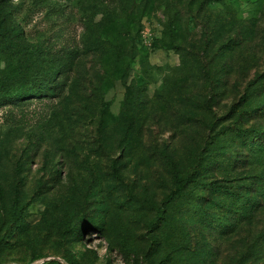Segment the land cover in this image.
<instances>
[{
	"label": "rangeland",
	"instance_id": "374dc122",
	"mask_svg": "<svg viewBox=\"0 0 264 264\" xmlns=\"http://www.w3.org/2000/svg\"><path fill=\"white\" fill-rule=\"evenodd\" d=\"M59 71L0 107V264H264V0H0V92Z\"/></svg>",
	"mask_w": 264,
	"mask_h": 264
},
{
	"label": "trees",
	"instance_id": "16d2710c",
	"mask_svg": "<svg viewBox=\"0 0 264 264\" xmlns=\"http://www.w3.org/2000/svg\"><path fill=\"white\" fill-rule=\"evenodd\" d=\"M169 34H171V38L174 39L176 37L175 29L171 30V28L168 30ZM21 34L20 30L18 29L16 31V35ZM50 70H53V67H50ZM14 76V80L18 83L17 89H2L0 92V107L1 106H11V107H19L23 106L25 103L30 102L32 99L38 98V100L45 99L47 97L48 91H55L60 87V80L59 77L61 76V71L55 72L54 74L51 73H39L35 77L30 76V78L24 77L23 75L20 76L17 74V72H12ZM16 75L18 76V79H16ZM62 85V84H61ZM64 85V83H63ZM38 93V95H37ZM55 93V92H54ZM60 92L56 93V95H59ZM130 131V130H128ZM251 135H259L256 131H252ZM172 182L174 190L173 192L168 196V200H174L177 197H181L183 194H185V190L189 187V185L192 183V177H181L177 172L172 173ZM204 184L205 189L207 192L211 193L214 191H218L222 194L227 195L228 197H231L233 199V204H228V209L231 215H237L239 214L238 211L241 209L245 212V216L250 214L253 207V199L250 197L245 198L246 203L244 206L240 208L241 205V198L240 196H236V193H231L229 191H226L223 187L219 185H212L205 184L204 182L201 183ZM211 185V186H210ZM235 195V196H234ZM204 200V197H203ZM213 206V205H211ZM223 207V206H219ZM194 212V208H192ZM206 212V210H202ZM12 214L18 215V210L16 208V204H12ZM203 218L205 219L206 216H209V213H202ZM160 217H157V220H160ZM213 217V221L219 223L221 218ZM237 221V220H236ZM158 225V221H154L150 223V228H155Z\"/></svg>",
	"mask_w": 264,
	"mask_h": 264
}]
</instances>
